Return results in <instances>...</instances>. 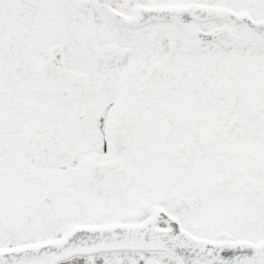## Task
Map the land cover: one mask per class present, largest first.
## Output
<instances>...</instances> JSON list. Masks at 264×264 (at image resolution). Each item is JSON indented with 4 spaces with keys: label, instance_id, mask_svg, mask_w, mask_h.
Segmentation results:
<instances>
[{
    "label": "snow or ice",
    "instance_id": "snow-or-ice-1",
    "mask_svg": "<svg viewBox=\"0 0 264 264\" xmlns=\"http://www.w3.org/2000/svg\"><path fill=\"white\" fill-rule=\"evenodd\" d=\"M0 264H264V0H0Z\"/></svg>",
    "mask_w": 264,
    "mask_h": 264
}]
</instances>
